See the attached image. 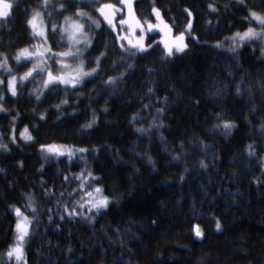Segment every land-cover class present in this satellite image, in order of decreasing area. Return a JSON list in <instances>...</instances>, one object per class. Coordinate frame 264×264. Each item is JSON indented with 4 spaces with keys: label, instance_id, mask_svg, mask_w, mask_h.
Segmentation results:
<instances>
[{
    "label": "snow or ice",
    "instance_id": "1",
    "mask_svg": "<svg viewBox=\"0 0 264 264\" xmlns=\"http://www.w3.org/2000/svg\"><path fill=\"white\" fill-rule=\"evenodd\" d=\"M20 2L0 0V47L15 48L14 52L0 51V119L8 121L7 128L0 130V152L10 154L13 147L19 149L21 143L25 147L38 145L42 162L37 169L40 175L38 184L20 191L13 202L0 201L4 203V213L9 217L4 238L6 247L0 251V264H32L33 256L37 258L36 264H89V261L96 264H134L132 259H124L125 250L131 256L133 250L129 245L142 242L138 232L156 226L158 220L153 218L150 225L142 224L137 231L127 226L136 224L133 219L125 221L124 226L119 222L113 226L109 221L96 228L101 218L122 204L126 192L131 195L132 191L131 188L121 190L115 181L111 185L104 183L105 176L97 170L102 153L110 154L113 168L121 164L130 166L131 175L127 177L130 183L140 173L137 160L144 161V157H147L144 162L151 167L152 173H158L157 161L151 155L154 134H158L163 152L170 158L169 163H184L185 167L178 176L181 185L192 171L188 167V156L198 157L194 162L198 170L209 172L216 167L221 157L213 150L215 146L198 135L188 138V143L197 147L198 152L190 151L184 139L170 142L164 135V130L171 127L165 118L179 104L183 93L170 76L163 89L158 86V80L161 73L170 74L176 61L190 51L189 38L228 56L224 65L227 78L214 77L213 86L207 89L205 100L211 108L205 115L211 123L206 131L218 133L224 138L239 131L237 118L229 115L225 105L229 97L243 100L246 105L243 120L253 138L245 145L246 155L238 153L232 162H237V156L255 160L260 172L254 182L264 186V0H226L223 4L221 0H204L206 8L202 14L216 17L215 23L210 18L205 20V28L221 33L213 41H199L195 33V12L191 7H184L180 12L185 17L181 28L175 16L166 19L172 8L161 7L159 0H148L150 11L146 13L138 11L140 0H22L25 5L22 9V33H17V39L23 36V46H16V41L11 39L5 45L3 35L11 36L13 33V28L5 25L13 18ZM152 34L161 37L159 42L153 40ZM248 47H251L250 56L254 58V63L261 66L258 71L244 67L242 52ZM153 53L157 55L153 57ZM141 61L148 63L141 64ZM98 77L97 84L85 92L83 89ZM129 81L134 82L130 85ZM28 83H34L27 96L34 106L28 115L30 123L21 128L24 115L18 103ZM101 90L106 93L102 105L99 103ZM160 91L166 94L161 96ZM94 92L96 99H93ZM168 93L175 96L170 99ZM13 98L16 103L9 107ZM84 99L88 103L81 110ZM47 100L58 102L41 111L40 106ZM117 100L122 106L137 105L136 111L125 121L136 135V140L128 149L134 153L133 160H125L115 144L105 142L79 146L55 140L41 143L33 135L34 131H39V122L47 123L48 115L54 111L56 116L51 127L62 120L84 116V122L76 131L82 138L90 137L99 128L101 117L112 114L110 105ZM66 105L71 112L65 111ZM190 105L199 110L201 101L190 99ZM212 108L217 110L213 112ZM37 114L38 122L32 123ZM257 115L260 123L253 126L250 117ZM147 116H151V120L145 127L140 121ZM141 139H147L149 146L136 151ZM53 160L57 164L66 160L67 166L57 168L49 183L44 176L46 168L51 166L49 162ZM18 166L23 170L24 162L19 161ZM74 168L78 170L73 171ZM0 173L4 174L8 193H16L17 181H8L4 168H0ZM112 175L115 173L110 170L109 176ZM237 175L234 170L233 177ZM211 182L209 179L208 183ZM201 188L207 190L203 184ZM41 201L52 206L45 208ZM235 201L236 194H233ZM193 214L200 216L204 213L193 208ZM45 215L46 224L43 221ZM209 215L215 221L216 233L223 235L221 218L213 213ZM41 224H44L45 235L51 230L59 239L55 242L48 239L33 249L32 244ZM73 224L87 227L90 231L80 239L79 234L74 235L70 228H64V225ZM65 231L66 235L63 234ZM194 235L200 243L206 238L199 225L195 226ZM104 241L113 248L110 258ZM117 243L121 248L119 255L113 247ZM53 252L57 255L53 256ZM193 264H218V258L214 259L211 249L201 248Z\"/></svg>",
    "mask_w": 264,
    "mask_h": 264
},
{
    "label": "trees",
    "instance_id": "2",
    "mask_svg": "<svg viewBox=\"0 0 264 264\" xmlns=\"http://www.w3.org/2000/svg\"><path fill=\"white\" fill-rule=\"evenodd\" d=\"M13 2H17V0H13ZM225 2L226 0H221V4ZM159 4L161 7L172 8L166 19L175 16L177 24L181 28L185 17L180 15V12L184 7H191L195 12V33L199 37V41H213L221 35L220 32H212L205 28L204 21L210 18L215 23L216 17H208L202 14L206 8L204 0H159ZM24 6L21 0L20 7L16 10L13 18L5 25V27L11 26L13 28L11 36L5 34L2 37L5 45L11 39L16 41V46H23V36L21 35L20 39H17V33H22V9ZM138 11L141 13L150 11L148 0H140ZM221 11L223 12L222 8ZM228 18L231 19L230 14ZM152 38L157 42L161 39L156 34H152ZM187 42L190 45V51L176 61L170 74L161 73V78L158 80V86L163 89L167 86L166 82L170 76L183 93L179 104L165 118L171 127L164 130V135L170 142L184 139L185 144L192 152H198V148L190 145L188 138L194 134L198 135L206 143L215 146L213 150L221 159L215 168L205 172L196 168L194 162L198 159L197 156H188V167L192 171L181 185L178 176L185 167L184 163L175 161L169 163L170 158L163 152V145L158 134H154L151 141V155L157 161L158 173H152L151 167L144 162L147 157H144V161L137 160L140 173L135 177L134 182L130 183L127 179L131 175L130 166L121 164L119 167L113 168L110 154H100L97 170L105 176L104 183L111 185L115 181L121 190L131 188L132 191L131 195L126 192L122 204L101 218L96 224V228L99 229L102 224H107L109 221L113 226L118 222L124 226L125 221L133 219L136 224L127 226L132 227L133 231H137L142 224L150 225L151 220L156 218L158 220L156 226L138 232L142 242L129 245L133 254L128 256L125 250L124 259H132L134 264H193L196 256L200 254L201 248L211 249L214 253V259L218 258V264H264V186L254 182V178L259 176L260 169L255 160H245L243 156H237V162H232L234 156L238 153H244L245 145L253 138L248 125L243 120L246 105L243 100L231 97L225 105L229 115L236 117L237 123L240 124V130L234 131L231 137L224 138L218 133L213 134L206 131L211 123V120L207 119L205 115L211 108V105L207 104L205 100L207 89L213 86L214 77L218 79L227 78L224 65L228 62V56L191 38ZM4 50L14 52L15 48L0 47V51ZM250 53L251 47L245 48L242 52L244 67L254 72L258 71L261 66L254 63V58L250 56ZM156 55L157 53H153V57ZM144 63H148V61H141V64ZM156 63L158 64V61ZM23 70L21 69V71ZM217 73L219 74L218 77ZM138 77L139 74L137 80ZM236 77L239 78L238 71ZM99 79L98 77L83 90L87 92L93 84H97ZM133 82L129 81V84L131 85ZM32 87H34V83H28L27 88L23 89V97L18 103L19 109L24 115L21 128L24 124L30 123L28 115L34 104L29 102L27 96ZM165 94V91L159 92L161 96ZM168 94L170 99L175 96L174 93ZM92 95L93 99L97 98L95 92ZM104 95L106 93L101 90L99 98L101 105ZM256 95L259 96V93L257 92ZM190 99L201 101L199 110L190 105ZM56 102L58 101H45L40 106L41 111L49 104ZM15 103V98H13L9 101L8 106L11 107ZM87 103L88 100L84 99L80 105L81 110ZM110 107L113 109L112 114L101 117L99 128L92 132L90 137L82 138L76 131L79 124L84 122V116L74 120H62L55 127H51L56 116L54 111L48 115L47 123L39 122V131H34L33 135L41 143H49L55 140L58 143H77L79 146H91L107 142L119 147L125 160H133L135 159L134 153L129 152L128 149L132 147V141L136 140V135L132 133L125 121L132 112L136 111L137 105L122 106L121 102L117 100ZM216 110L212 108L213 112ZM65 111L71 112V108L66 105ZM250 119H252L253 126L260 123L259 115L255 118L250 117ZM149 120H151V116H147L140 123L146 127ZM105 121H109V123H105ZM31 122H38V114L37 119ZM7 125V119H0V130H5ZM138 144L136 151H142L149 146V141L141 139ZM177 151H179L178 147ZM244 154L246 155V153ZM19 161L24 162L23 170L18 166ZM41 162L38 145L25 147L21 143V147L19 149L13 147L10 154L0 152V168L6 170L7 180L17 181L16 193H8L4 174L0 173V201L13 202L18 198L17 194L20 191L27 190L34 183L38 184L40 175L37 173V169ZM49 163L51 166L46 168L44 178L51 183L50 178H54L56 169L66 168L67 161L57 164L53 160ZM77 170V168L73 169V171ZM110 170L115 175L109 176ZM234 170L238 173L235 177H233ZM26 177L28 179H25ZM209 179L212 181L211 184L208 183ZM201 184L206 186V191L201 188ZM233 194H236L235 202H233ZM178 200L179 203H177ZM41 203L45 208L52 206L43 201ZM230 203L232 204L231 207H229ZM193 208L198 212L202 211L204 214L194 216ZM209 213L221 218L223 235L216 233L215 221ZM43 221L44 224L47 223L46 215L43 217ZM44 224H41L39 234L33 241V249L40 247L41 243L48 239L53 240V242L59 239V236L53 235L51 230L45 235ZM196 225H199L205 232L206 238L203 239L202 243L194 235ZM8 227L9 217L4 213V203L0 202V251L6 247L4 238ZM64 228L65 230L70 228L74 235L79 234L80 239H83L90 231L87 227L76 224L64 225ZM63 234L66 235L67 231ZM97 239H99V234ZM226 241H231V243ZM104 244L108 248L110 258L113 248L108 247L107 241H104ZM113 247L115 253L119 255L121 252L119 244L117 243ZM44 250L47 254L46 246ZM78 253L79 247L77 246ZM157 253L160 255L157 256ZM51 254L57 255L55 252ZM36 262L37 258L33 256L32 264H36ZM89 264H96V262L89 261Z\"/></svg>",
    "mask_w": 264,
    "mask_h": 264
},
{
    "label": "rangeland",
    "instance_id": "3",
    "mask_svg": "<svg viewBox=\"0 0 264 264\" xmlns=\"http://www.w3.org/2000/svg\"><path fill=\"white\" fill-rule=\"evenodd\" d=\"M38 79V78H37Z\"/></svg>",
    "mask_w": 264,
    "mask_h": 264
}]
</instances>
